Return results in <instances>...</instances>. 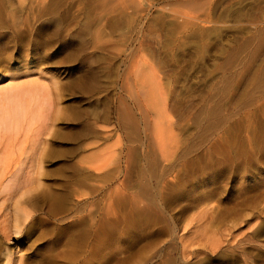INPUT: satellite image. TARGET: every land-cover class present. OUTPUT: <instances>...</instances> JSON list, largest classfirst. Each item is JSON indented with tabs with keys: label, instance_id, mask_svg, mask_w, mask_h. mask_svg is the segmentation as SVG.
<instances>
[{
	"label": "rangeland",
	"instance_id": "obj_1",
	"mask_svg": "<svg viewBox=\"0 0 264 264\" xmlns=\"http://www.w3.org/2000/svg\"><path fill=\"white\" fill-rule=\"evenodd\" d=\"M28 83L0 264H264V0H0V88Z\"/></svg>",
	"mask_w": 264,
	"mask_h": 264
},
{
	"label": "bare ground",
	"instance_id": "obj_2",
	"mask_svg": "<svg viewBox=\"0 0 264 264\" xmlns=\"http://www.w3.org/2000/svg\"><path fill=\"white\" fill-rule=\"evenodd\" d=\"M34 87L28 83L24 85L7 84L5 87L0 88V205L4 198L2 196H6L10 188L15 186L20 180H30L32 178L34 162L25 147L26 145L30 148L33 147L32 144L35 142L34 137L31 135L33 130L40 129L39 131H41L46 126L43 117V105L46 100L40 93L41 96L39 95V97H43V99L36 103V97H38L36 94L39 91H37L38 93L35 92L37 87ZM41 91H44V89ZM36 164L37 167L40 165L37 161ZM17 205L14 203V210L19 209L21 211V206L18 207ZM195 227L198 228L199 225ZM261 231L262 228L259 226L254 230V233L258 236ZM209 236L213 237L214 235L210 234ZM209 236L207 235V239L210 238ZM214 237L209 243L213 242V240L218 242V238ZM232 251L233 249H229V251L223 250L218 256L227 258V264L235 262L236 257ZM9 255L10 253L5 255L6 264L9 262Z\"/></svg>",
	"mask_w": 264,
	"mask_h": 264
}]
</instances>
